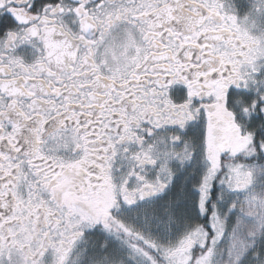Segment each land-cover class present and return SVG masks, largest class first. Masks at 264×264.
I'll return each mask as SVG.
<instances>
[{"label": "snow or ice", "instance_id": "6c2138e0", "mask_svg": "<svg viewBox=\"0 0 264 264\" xmlns=\"http://www.w3.org/2000/svg\"><path fill=\"white\" fill-rule=\"evenodd\" d=\"M0 264H264V0H0Z\"/></svg>", "mask_w": 264, "mask_h": 264}]
</instances>
